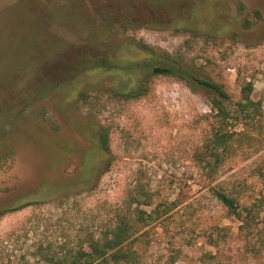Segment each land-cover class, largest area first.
<instances>
[{"label":"rangeland","instance_id":"1","mask_svg":"<svg viewBox=\"0 0 264 264\" xmlns=\"http://www.w3.org/2000/svg\"><path fill=\"white\" fill-rule=\"evenodd\" d=\"M166 58L221 84L233 101L251 82L264 112V0H0V264H48V255L76 251L140 186L153 204L176 202L163 225L143 230L141 264L174 255L173 264H264L263 231L240 235L196 167L211 131L205 94L151 77L144 97L109 96L137 88L145 72L133 74V64ZM57 91L64 97L51 96ZM79 91L99 99L89 108ZM91 120L109 129L111 154L88 160L93 187L66 194L94 145L82 132ZM261 121V130L241 131H264ZM254 144L217 175L246 179L248 196L264 195L251 171L264 134Z\"/></svg>","mask_w":264,"mask_h":264},{"label":"trees","instance_id":"2","mask_svg":"<svg viewBox=\"0 0 264 264\" xmlns=\"http://www.w3.org/2000/svg\"><path fill=\"white\" fill-rule=\"evenodd\" d=\"M130 70L133 74H137L139 70L145 72L141 79L139 78L137 88L127 93L111 88L109 90L110 97L124 100H136L144 97L150 90L149 79L151 77L172 78L183 83L192 93L205 94L210 104L211 131L209 139L195 154L196 167L205 174L204 180L212 197L225 208L228 216L239 223L240 235L250 231H263L264 233V225H262L264 224L263 193L248 196L245 192L246 179L236 181L230 176L221 177L219 180L217 177L223 166L236 158L237 152L245 148L250 150L256 147L254 138L264 134V131H256V133L248 135V133L241 131L247 127L251 131L252 127L259 126L260 121L264 119L261 101L252 97L253 84L251 82L241 83L239 99L233 101L221 84L198 77L190 68L168 58L159 64L149 63L147 67L142 66L141 69L138 65L133 64ZM54 94L51 96L64 97V94L59 91ZM94 96L96 98H89L85 92L79 93V98L89 108L95 104L90 100L98 98V95L95 94ZM75 98H77V94L72 98H64L63 101L69 105ZM90 122L85 123L82 127L85 136L89 138L91 133L94 139L93 147L83 149L81 162L84 168L89 167L88 160L95 157L94 153H99L106 158L111 154L109 129L105 126L98 127L92 120ZM261 128L259 126V130ZM91 135L89 139H91ZM49 149L54 155V150L52 151L51 147ZM257 154L251 171L253 176H259L264 180V148L259 149ZM109 167V160L108 162L104 161L99 167L98 174H104ZM90 174L91 171L86 169L84 178H81L79 183L65 193H79L93 187V181H89ZM152 198V192L146 191L141 186L138 187L134 194L126 195L122 204L123 207L115 212L110 224L99 233L98 237L87 235L85 243L78 245L76 251L70 250L62 255H48L45 262L48 264H141V255L137 248L139 244L144 242L145 233L143 230L149 226L163 225L167 219L166 214L176 206V202H169L168 200L153 204ZM141 206L152 207V209L147 212L141 209ZM220 230L224 229L220 228ZM212 244L215 246L214 242ZM177 256L167 257L164 264H173L178 258Z\"/></svg>","mask_w":264,"mask_h":264},{"label":"flooded vegetation","instance_id":"3","mask_svg":"<svg viewBox=\"0 0 264 264\" xmlns=\"http://www.w3.org/2000/svg\"><path fill=\"white\" fill-rule=\"evenodd\" d=\"M68 146V145H67ZM86 169L89 171H92L91 169L88 168H84V166H82V162L80 164V167L78 168L77 172H76V178H84L85 174H86ZM88 174V173H87Z\"/></svg>","mask_w":264,"mask_h":264}]
</instances>
